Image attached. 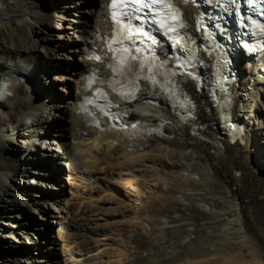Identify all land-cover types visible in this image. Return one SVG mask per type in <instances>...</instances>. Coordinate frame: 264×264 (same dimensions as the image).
I'll list each match as a JSON object with an SVG mask.
<instances>
[{"label": "bare ground", "instance_id": "obj_1", "mask_svg": "<svg viewBox=\"0 0 264 264\" xmlns=\"http://www.w3.org/2000/svg\"><path fill=\"white\" fill-rule=\"evenodd\" d=\"M111 13L110 0H0V80L23 63L31 73L12 80L0 107V264H264V81L243 106L238 135L230 140L218 126L209 131L217 141L206 143L160 90L144 84L135 101L116 99L110 81L124 83L110 50ZM252 65L239 68L248 75ZM88 77L108 90L124 123L158 122L165 139L89 124ZM190 88L218 120L205 89ZM44 188L51 197L34 193ZM46 218L59 222L53 239L40 226Z\"/></svg>", "mask_w": 264, "mask_h": 264}, {"label": "snow or ice", "instance_id": "obj_2", "mask_svg": "<svg viewBox=\"0 0 264 264\" xmlns=\"http://www.w3.org/2000/svg\"><path fill=\"white\" fill-rule=\"evenodd\" d=\"M143 2L144 8L141 10L140 8L135 7L134 5L137 3ZM186 3H195L196 0H185ZM110 3H121L128 5L127 8H124L121 10V16L124 20V22L132 26L135 24L136 33L139 35H133L131 31L129 32H121L120 28H116V32H121L122 40L121 43L127 42L129 47H126L122 49L123 52L128 53V56L126 59L129 61H135L136 67L139 69H144V64L141 63L137 58V53L142 52L141 45H144L145 48H148V50H151V46H157L159 44V41L156 39V36L152 34V29L148 27L149 25L155 26V13L151 10L149 7L153 4H159L161 3V0H110ZM209 3H216L218 6L223 3L226 4L228 7L225 8V12L231 10L233 14H235L237 11H243V9H237L236 5L242 4L245 7L251 5L252 0H209ZM219 17L213 18L209 17V20L217 19ZM244 19L243 16L238 17V20ZM245 23H248L247 20H244ZM116 24H119L120 21H115ZM214 30H218L221 38H223L226 33V28H222L220 25L213 24L212 25ZM203 30V29H201ZM156 31L158 32L159 29L157 28ZM171 31V29H169ZM145 38H147L150 41V44H145ZM177 51L179 52V46H175ZM217 47H223V45H217ZM113 50V49H110ZM180 55H183V52H180ZM99 59V57H97ZM132 64L128 63L124 66L125 72H131L132 71ZM115 71V69H113Z\"/></svg>", "mask_w": 264, "mask_h": 264}, {"label": "rangeland", "instance_id": "obj_3", "mask_svg": "<svg viewBox=\"0 0 264 264\" xmlns=\"http://www.w3.org/2000/svg\"><path fill=\"white\" fill-rule=\"evenodd\" d=\"M39 1H41V2H43L44 3V5H49V0H39ZM71 12H73V13H76L75 12V10L74 9H72V10H70ZM69 16H75V14H70ZM93 18V16L91 15V14H88V18H87V20L88 21H90L91 19ZM60 45H61V47H68V41H67V39L66 38H64V39H62L61 40V42H60ZM72 84H71V90H73L74 89V84H75V81H73V82H71ZM40 90H42V95L44 94H46V95H49L48 94V90L45 88V86H44V88H43V85L41 86V88H40ZM52 100V102L54 103V104H56V105H61V104H63L61 101H59V98H57V97H54V98H52L51 99ZM50 109V108H49ZM49 109H47V111H45V112H40V114L42 115V117L43 118H45L46 116H47V114H49ZM36 144V145H35ZM35 144H34V146H35V150H34V153L36 154V156H42L43 154H44V151H45V144L42 142V141H38V140H36V142H35ZM256 153V152H255ZM259 155V154H258ZM36 156L34 157V158H32L33 160L34 159H36ZM235 166H237V164L236 163H232V166H226V169H230L229 171H232L233 169H234V167ZM47 167H45L44 166V170L45 171H47V173H49V171H50V169H46ZM232 168V169H231ZM59 169H61V167L59 166L58 167V170ZM58 173V177L62 180V183L64 182H66V174L64 175V173H61L60 174V171H57V169H56V171H55V175ZM52 184V183H51ZM51 184H49V186L51 185ZM20 187L22 188V189H26V187H27V185H23V184H20ZM66 187V186H65ZM64 187V188H65ZM49 191L50 190H47V189H43L42 191L41 190H36L34 193L35 194H37L38 195V193H40V194H43L44 195V197L45 198H49V196H50V193H49ZM51 192V191H50ZM51 197V196H50ZM26 209V208H25ZM25 209H24V211H25ZM25 212H27V210L25 211ZM59 222H57L56 220L54 221V219H52V218H46L45 220H43V223L42 224H40V226L43 228V231L47 234V235H49V236H51L52 237V239L54 238V235H55V231L57 230V227H58V224ZM2 243V239H0V244ZM20 248V247H19ZM55 256L59 259H61V255L59 254V252H55Z\"/></svg>", "mask_w": 264, "mask_h": 264}]
</instances>
